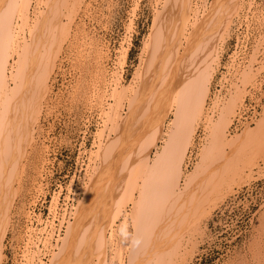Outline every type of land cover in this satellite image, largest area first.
<instances>
[{"label": "rangeland", "instance_id": "obj_1", "mask_svg": "<svg viewBox=\"0 0 264 264\" xmlns=\"http://www.w3.org/2000/svg\"><path fill=\"white\" fill-rule=\"evenodd\" d=\"M164 1L82 0L80 7L76 8V10L79 8L78 11L75 10V14L72 13L73 19L70 22L64 16L61 17L62 21L68 20L71 24L69 36L61 45L48 81V93L40 103L42 108L39 107L34 138L27 149L26 157L22 159L20 178L15 182L17 189L9 219H0V231L4 228L6 232L2 242L1 264H4L5 254H8L10 244L17 246L20 251L19 263L15 261L16 264H51L53 255L62 247L67 227L74 222L76 211L85 200L91 178H94L99 171L102 144L105 145L106 141L112 137H114L112 140L118 137L115 134L116 130L110 129L112 126L106 121L107 115L103 114L105 110L108 111L109 103L110 105L115 103L111 95L116 85L121 103L118 102L115 108L119 114L125 117L133 111V123L139 126L138 124L143 122L137 127L138 132L143 134L141 129L146 130L144 118L148 113L145 100L147 98L141 87L148 82L151 74L148 78L144 77L147 76V67L152 63V60L148 61L149 51L154 50L151 55L155 56L153 62L158 67L159 56L164 54L158 48L157 51L160 52L158 56L156 50L151 48L154 33L152 23L157 17L156 13L167 8ZM212 2L213 0H191L192 16L196 14L199 19L202 18L210 10ZM235 3L239 5L236 4L235 8H237L233 16L231 15V22L228 23L225 43L219 46V60L214 66L206 102V109H208H205V112H211L209 114L213 115V119H216L219 113L213 106L217 97L225 101L237 90L241 96L243 95L231 117L232 121L237 110L244 106L248 93L247 87L253 85L258 76L264 75V0H236ZM31 12L29 27L37 11ZM235 43L238 45L236 48L240 49L233 51ZM125 50L127 54L123 61ZM231 53L232 63L229 68V71L233 70L231 77H228L229 80L222 77L221 88L216 91L218 85L215 83L220 74H224L221 72L222 65L227 63V57ZM240 56L244 58L239 60ZM244 71L249 72L244 76L251 74L252 79L250 76L243 77ZM115 77H118V81ZM226 83H229V86L226 87ZM131 86L134 87V91L128 92ZM140 89L142 94L140 92L138 98L143 95L142 100L139 98L140 102L137 99L132 109L129 99L133 97L135 91L139 92ZM223 89H225L224 92ZM143 113L145 114L142 116ZM170 114L165 122V130L168 128V121L172 118V113ZM263 116L264 105L248 121L251 123L248 124L249 127H254L255 122ZM200 121L196 127L193 144L187 151L186 164L183 165L185 173L193 171L191 169H194L201 159V149L207 144L208 129L205 122ZM244 126L238 132L230 131L229 126L226 135L228 138L236 136L246 128ZM141 137H136V141ZM166 138L164 136L162 141L158 142L159 147ZM121 143L119 142V145ZM121 151L123 149H120V153L115 152V163L120 156L124 157L125 153L122 155ZM150 154L152 156L153 152ZM210 155L209 157L213 158L208 159L211 163L207 167L213 168L212 171L216 169L215 176L214 172H211L215 178L210 175L208 177L211 179L210 182L206 181L202 186L200 191L202 193L199 192L195 200L196 205L193 203L194 218L187 217L189 221L185 219L186 225L175 232L177 241L174 251L166 250L162 262L167 261V264H264V133L255 140L247 152V157L254 163L251 171L242 172L236 167H233L235 170L233 169L232 173L231 169L227 171L224 170L225 168L219 171V168L215 166H219L217 162L221 160L222 152H213ZM208 160L207 163H209ZM240 163L241 160L238 161L239 165ZM129 164L127 166H131ZM123 170L120 169L119 173L121 171L126 173V170ZM234 171L236 176L233 179ZM227 174L231 175V178H228ZM115 176L116 174H113V179ZM124 177L122 180L125 181L120 183L122 185H119V189H115V195L113 194L120 204L122 201L124 204L125 197H130L133 191H131L133 187L129 189L131 192L125 191L129 188L128 182L132 183V176ZM124 184H126L125 187H123ZM134 192L136 191L132 193ZM123 206L121 205L123 212L117 217L118 221L113 227L112 248L109 250L111 264H128L131 251L129 245L134 237L133 220L130 217L132 205L125 201ZM100 209L101 207H97L98 212ZM190 221L194 222H191L193 223L191 227V224L187 225ZM21 243L23 246L20 245ZM143 245L146 247V243ZM176 245L179 246L176 248ZM41 255L48 256L46 262L41 259ZM116 257L117 259H114ZM176 259L177 261L180 259L179 262ZM96 261L97 258L93 256L89 264H95Z\"/></svg>", "mask_w": 264, "mask_h": 264}, {"label": "bare ground", "instance_id": "obj_2", "mask_svg": "<svg viewBox=\"0 0 264 264\" xmlns=\"http://www.w3.org/2000/svg\"><path fill=\"white\" fill-rule=\"evenodd\" d=\"M235 1L213 0L208 13L200 19L196 14L192 16L191 0H170V3L169 0L164 1L167 8L156 13L151 39V48L156 50L157 55L159 56L160 52L164 54H160L163 55L162 58L159 56L158 67L153 62L155 56L151 55L154 50L149 51L148 61L152 60V63L147 61L148 72L147 76H144L148 78L151 73L149 80L147 79L148 82L141 87L144 91H135L129 99L133 109V103L140 98L139 93H145L148 113L144 116V126L147 128L144 130L142 127L143 134L138 132L137 127L141 126L142 121L139 126L133 123V111L130 115V110L126 112L128 116L125 117L119 114L115 107L121 101L117 85L113 81L116 86L111 96L115 103H109L108 111L105 110L103 114L107 115L106 121L111 123L110 129L116 130L118 139L107 138L105 145L101 143L103 148L100 150L99 171L91 178L89 188L86 187L88 190L85 200L77 209L74 222L68 225L62 247L53 255L51 264H89L93 256L97 258L95 264H111L109 250L112 248L113 227L118 221L117 217L123 212L125 201L132 205L130 217L134 228V237L130 245L128 244L131 251L127 263L167 264V261L162 262L164 252L169 249L174 251L177 241L175 232L186 225L188 218L193 215V206L202 186L206 181L210 182L208 177L212 175L211 172H214V176L217 172L216 169L212 171L213 168L207 167L211 163V160H208L210 154L222 152L220 163L217 162L219 166H215L219 171L225 168L227 171L231 169L232 173L235 167L242 172L252 170L254 163L247 157V152L264 133V116L258 119L252 128L248 125L251 123L245 122L243 126L246 128L242 129L240 134L228 138L226 132L232 122L231 117L243 97L238 88L225 101L216 96L217 99L213 102L219 112L216 119L209 114L211 112H205L214 66L219 60V46L225 43L228 23L237 8L235 6L239 5ZM81 2L82 0H0V219H9L17 189L15 182L20 178L22 159L26 157L27 149L34 138L38 113L42 108L40 103L48 93V81L61 45L69 36L71 24L68 20L70 22L73 19L72 13L78 11L79 8H76ZM31 8L37 12L29 27ZM63 16L68 19L66 22L62 21ZM126 54L125 50L123 61ZM248 71H244L243 77L249 78L251 74L244 76L249 74ZM115 78L117 80L118 77ZM263 78L264 75L258 76L254 84L248 87L257 89ZM248 87L247 95L250 94ZM133 89L131 86L128 92ZM259 99L258 97L257 100ZM170 113L172 118L165 130V122ZM200 120L205 122L208 129L207 144L201 149V159L194 169H191L193 171L185 173L183 165L186 164L187 151L193 144ZM139 136L142 140H137L138 143L136 137ZM164 136L167 138L159 147L158 142L162 141ZM119 142L122 143L119 145ZM118 148L123 149L122 155L125 154L124 157L119 155L117 164L114 161L115 152L120 153ZM129 162L131 166H127ZM122 168L126 173H119ZM113 174H116L114 179ZM124 175L132 176V183L129 184V181L128 190H124L130 191L133 187L131 191L136 192L130 191V197H125L128 200L125 199L124 204L123 201L120 204L115 199L116 196H113L115 189L118 190L120 183L125 181L122 180ZM227 176L231 178V175ZM235 176L236 171L233 179ZM216 177L218 178L217 175ZM97 207H101L99 212ZM191 222L193 221L189 224L187 222V225ZM5 233V229H1L0 264ZM115 233L117 234L116 231ZM143 243H146V247ZM179 245H176V248ZM179 260L176 259L177 262Z\"/></svg>", "mask_w": 264, "mask_h": 264}, {"label": "built area", "instance_id": "obj_3", "mask_svg": "<svg viewBox=\"0 0 264 264\" xmlns=\"http://www.w3.org/2000/svg\"><path fill=\"white\" fill-rule=\"evenodd\" d=\"M236 46H238V45L235 43V48L233 51H235V49H238V50L240 49V48H236ZM231 55H232V53L230 55H228V57H227L228 61H226L227 63L222 65L223 70L221 72L224 74H220V77L218 78L217 82L215 83L216 85H218L217 86L218 89H216V91L221 88L220 82L222 80V77L225 79H228V80L231 77V72L233 71V70L229 71L230 64L232 63V61H231L232 56ZM243 58H244V56H240L239 60H241ZM229 82H231V80ZM259 83H260V85L257 89H253L252 87H248V89L250 90V94L245 97L243 108L238 109L237 113L233 117L231 125H230V131L239 130L244 125L245 122H248L250 119H252L256 115L257 111L261 110L262 105H264V78H263V81H260ZM225 85L227 87V86H229V83H226ZM224 91H225V89H223V92ZM258 97L260 98L259 101L257 100ZM12 245L13 244L9 245L8 254H5L4 264H16L15 261H17V263H19V259L21 256L19 248L15 245H13L14 246L13 247ZM20 245L23 246V243H21ZM47 257H48L47 255H41V259L45 262L47 261Z\"/></svg>", "mask_w": 264, "mask_h": 264}]
</instances>
